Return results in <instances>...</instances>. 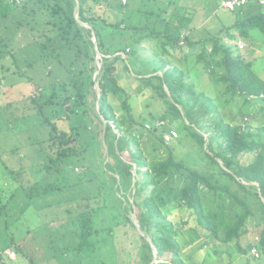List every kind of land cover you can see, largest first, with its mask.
<instances>
[{
    "label": "trees",
    "instance_id": "obj_1",
    "mask_svg": "<svg viewBox=\"0 0 264 264\" xmlns=\"http://www.w3.org/2000/svg\"><path fill=\"white\" fill-rule=\"evenodd\" d=\"M47 1L52 4L45 5L44 9L55 20L51 18L53 25L46 38L63 42L58 47L69 62L62 63L60 53L56 51L55 55H50L51 60L65 69L64 84L60 86L61 92L65 93L63 99L52 85L38 88L33 97L29 94L33 104H41L44 91L51 89L48 99L38 107L45 110L40 112L44 113L41 124L48 128L49 149H56L54 157L47 155L45 171L48 174L69 172L74 174L77 184L83 182V174L76 175L73 167L67 168V162H70L67 160L79 156L76 136L80 135L81 129L86 131L88 124L96 118L106 159L102 172L114 177L109 184L103 179L95 184L101 190L104 188L103 198L100 193L86 197L87 203L76 208V216L68 227L55 229L57 240L60 238L64 242L62 234L65 232L70 242L54 243L56 239H53V243L47 244L48 249L64 264H116L114 230L125 223L135 228L131 217L135 213L140 231L135 264H186L178 241L183 231L193 232L191 238L198 242L195 246L207 241L213 245L236 240V249L240 252L247 254L253 248L262 251L264 120L255 127L251 122L258 115L264 117V80L253 73L252 61L242 59L239 52L242 50L231 43L247 38L253 29L264 33V6L250 3L235 11L225 10L238 18L223 26L225 37L191 42L187 33L195 27L189 25L191 18L187 15L174 10L172 14H165L168 17H162L161 13L141 10L135 0H124L123 4L117 3L116 9L134 8L143 13L146 23L125 24L122 33L127 34V40L109 47L107 37L121 31L119 25L125 23V17L122 16L119 22H108L96 11L99 0H93V5L89 0ZM217 2L219 5V0ZM167 3L174 4L170 0ZM20 4L15 0H0V18ZM223 38L229 40L230 45L220 43ZM146 40H155L167 57L171 55L167 46L175 51L181 50L184 44L192 50L199 45L201 53L197 61L204 65L209 80L217 85V97L197 93L189 77L175 62L160 57L140 58L137 46ZM40 46L44 50L46 44L43 42ZM97 54L102 59H95ZM217 56L219 59L215 58ZM48 60L47 57L43 59L45 67L49 65ZM95 62L101 63L99 69ZM124 72H131L132 80L144 84L147 95L154 93L164 107L162 114L156 118L152 114L135 116L131 113L126 103L133 92L118 84V78ZM88 95L98 105L93 118L88 116L86 108ZM109 95L124 96L122 117L116 116L107 100ZM236 97L242 100L241 110L236 114L242 125L227 123L218 113L222 99L228 104ZM256 103L260 106L254 109ZM63 119L68 120L71 132L60 129L58 124ZM205 119L209 120V125L205 124ZM158 122L160 125L157 126ZM175 122H178L176 130L179 134L195 145L197 153L208 159L213 169L193 168L174 157L172 143L176 139L166 141L164 135L172 131L177 133L171 127ZM142 140H145L143 144ZM127 149L129 155L125 159L122 154ZM63 180L68 187L66 175ZM23 190L26 198L32 200L60 188L54 184H36ZM175 208L188 210L204 233L194 228H177L168 217ZM186 225L183 222L182 228ZM259 227H263L259 241L247 246L246 250L238 244L250 228ZM8 248L0 251V258ZM9 249L14 250L18 259L20 249Z\"/></svg>",
    "mask_w": 264,
    "mask_h": 264
},
{
    "label": "rangeland",
    "instance_id": "obj_2",
    "mask_svg": "<svg viewBox=\"0 0 264 264\" xmlns=\"http://www.w3.org/2000/svg\"><path fill=\"white\" fill-rule=\"evenodd\" d=\"M135 1H137L136 6L141 10L161 13L162 17H168L165 14H172L174 10L179 14L187 15L191 18L189 25L195 27L187 33L191 42L214 36L225 37L224 27L238 19L234 14L222 10L217 0H170L174 4L167 3L168 0ZM88 2L91 5L94 4L93 0ZM99 2L100 6L96 7V11L108 22H119L122 16L125 17V23L119 25L121 31L107 37L109 47L127 40V34L122 33L125 24L144 25L146 23L143 13L134 8L129 7L122 11L116 9L117 3L123 4L124 0H99ZM47 4L51 5L52 2L23 0L20 7L0 18V81L4 87L0 92V208L2 209L0 251L6 247L20 249L18 259L15 255L17 262L14 259L9 264H64L48 249L47 244L49 241L53 243V239H56L54 243H69L70 239L65 236L64 232L62 235L65 241L61 242L60 238L57 240L58 237L54 235L55 229L68 227L76 216V208L87 203L84 200L86 197L94 196L96 193L104 197V188L102 190L97 188L95 186L97 182L100 183L103 179L106 184H109V181L114 178L111 174L106 175L102 172L106 159H104V149H102L98 136L100 131L97 129L98 120L96 118L93 123L88 124L86 131L81 129L80 135L76 136L75 146H77L79 156L68 159L67 161L70 162L65 160L68 163L67 168L73 167L76 175L83 174V182L77 184L76 177L69 172L48 174L45 171L44 163L47 162V155L54 157L56 149H49L51 143L48 128L41 124L44 113L40 114V112H45V110L43 108L40 110L38 107L48 99L51 89L44 91L40 99L41 104H33L29 94L33 97L34 91H39L38 88L42 89V87L52 85V88L63 99L65 93L61 92L60 86L66 77L65 69L59 66L57 61L51 60L50 55L60 53L62 63L69 62L58 47L63 42L60 39L50 40V42L46 38L49 34L48 29L53 25H51V18L55 20L50 12L44 9ZM92 41L95 39L92 38ZM221 41L220 43L230 45L229 40L225 38ZM242 41L245 48L239 51L241 58L252 61L253 73L264 80V33L259 29H253ZM43 42L46 44L44 50L40 46ZM181 47V50L174 51L167 46V50L171 53L170 57L162 54V49L155 40H146L138 45L137 49L140 58L160 57L172 63L175 62L189 77L197 93L216 98L217 85L209 80L204 65L197 61L201 53L200 46L197 45L194 50L186 44ZM127 48L125 53H127ZM233 54L236 57V53ZM46 57L49 59L48 67H45L43 63ZM215 58L219 59V56ZM95 59L100 60L102 56L97 54ZM95 64L99 69L101 63L95 62ZM50 70L51 74H49ZM218 71L221 72V70ZM132 76L131 72H124L118 78L120 87L133 92L126 105L135 116L152 114L157 118L164 111L162 102L156 99L154 93L147 95L144 92L146 88L144 84L132 80ZM123 99V95H109L107 98L117 117H122L125 113V108L122 106ZM86 102L89 104L86 107L88 116L93 118L98 109L97 102L93 101L91 95L87 96ZM219 103L221 107L218 113L225 122L242 125L239 116L236 117L241 110L240 97H236L228 104H225L223 99ZM259 106L260 104L256 103L253 108L256 109ZM37 113L41 117L36 115ZM261 120H264V117L258 115L251 125L258 126ZM204 122L206 125L210 123L206 119ZM58 125L60 129L71 132L67 119H63ZM177 125L178 122H175L171 127L176 130ZM177 135L178 138L172 143L174 145L173 155L177 160H183L186 165L197 169L211 170L214 168L208 159L197 153L195 145L188 138L182 137L178 131ZM207 135L208 133L205 134ZM144 141L142 140V144ZM122 155L123 158L128 159V149L124 150ZM11 171L14 172L11 174ZM65 175L70 183L68 187L65 186L66 182L63 180ZM36 184L38 186L54 184L58 185L60 190L32 200L27 199L23 189ZM8 199H10L9 202ZM128 201L131 202V198H128ZM131 217L135 228L125 223L115 228L113 233V241L117 250L116 264H135L134 258L139 246L140 231L135 213ZM168 217L176 223L179 229L194 228L204 233L189 211L184 208L173 209ZM183 222L187 223L186 228H182ZM262 229L263 227L250 228L238 244L246 250L247 246L259 241ZM192 236H194L193 232L187 231H183L178 236L182 247V257L186 264H264V249L258 251L259 258H255L250 252L246 254L238 251L236 240L229 244L213 243V245L207 241L195 246L194 244L198 242H193ZM189 256L191 258L188 259Z\"/></svg>",
    "mask_w": 264,
    "mask_h": 264
},
{
    "label": "built area",
    "instance_id": "obj_3",
    "mask_svg": "<svg viewBox=\"0 0 264 264\" xmlns=\"http://www.w3.org/2000/svg\"><path fill=\"white\" fill-rule=\"evenodd\" d=\"M17 4H20L23 2V0H15ZM250 3H256L260 4L261 6H264V0H219V6L220 8L228 11H235L238 9H241ZM231 44H234L235 47L238 50H243L244 49V43L241 40H237L236 42H232ZM4 89L3 84L0 82V92ZM160 125L159 122L157 123V126ZM177 133L172 131L170 134L164 135V138L166 141H172L177 138ZM250 254L255 257L259 258V253L258 251L253 248L250 250ZM1 258L0 262L3 264H9V262H13L15 258L16 253L12 249H5L1 253Z\"/></svg>",
    "mask_w": 264,
    "mask_h": 264
},
{
    "label": "crops",
    "instance_id": "obj_4",
    "mask_svg": "<svg viewBox=\"0 0 264 264\" xmlns=\"http://www.w3.org/2000/svg\"><path fill=\"white\" fill-rule=\"evenodd\" d=\"M3 94V93H2ZM0 107H1V102H0Z\"/></svg>",
    "mask_w": 264,
    "mask_h": 264
},
{
    "label": "water",
    "instance_id": "obj_5",
    "mask_svg": "<svg viewBox=\"0 0 264 264\" xmlns=\"http://www.w3.org/2000/svg\"><path fill=\"white\" fill-rule=\"evenodd\" d=\"M95 43V41H93ZM139 227V226H138Z\"/></svg>",
    "mask_w": 264,
    "mask_h": 264
}]
</instances>
